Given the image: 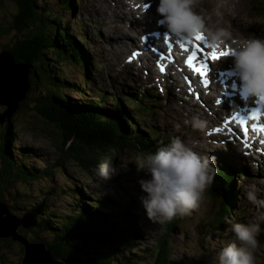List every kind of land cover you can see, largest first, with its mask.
<instances>
[{
	"label": "trees",
	"instance_id": "obj_1",
	"mask_svg": "<svg viewBox=\"0 0 264 264\" xmlns=\"http://www.w3.org/2000/svg\"><path fill=\"white\" fill-rule=\"evenodd\" d=\"M11 2L13 10L8 15V24H0V38L11 36L13 39L9 44L2 45L0 53L8 51L13 55L15 62L26 65L29 81L27 95L19 103L16 112L22 109L32 110L43 122L55 127L56 138H52L57 144L58 157L55 158L56 161L37 168L27 154L34 150L24 146L15 150L17 131L10 121L11 116L0 127V202L8 207L12 215L21 220L19 233L32 241L44 243L54 259L66 260L68 264H133L134 260L127 261L117 256L122 251L132 253L130 248L136 244H130L131 239L140 236L133 230L127 232L121 225H116L115 220H109L105 214L100 215V212L92 209L90 204H85L84 200L78 197L75 198L73 205L62 213L50 208L42 199L27 200V205L22 206L20 203L22 194L17 192L14 194V191L17 186L24 187L35 181L50 178L56 168L59 169L58 164L63 165L66 161L74 162L81 171L87 173L102 164L105 158L113 161L114 154L138 152L144 157L154 153L158 141L156 132L151 129L146 136L138 129L136 123L140 113L147 112L143 100L136 97V94L140 93L142 96V92L145 91L131 94L132 98L118 99V96L113 94L108 98L105 95L106 91L100 92L101 94L94 100L83 99L80 102L73 100L71 96L68 98L64 91L71 92L69 89L76 91L82 98L90 93L85 86H80L82 84L69 81L63 71L66 66L79 67L80 70L87 69V63L90 66L77 36L70 31V24L64 23L62 18V12L68 11L72 6L71 0H11ZM83 82V85L93 84L86 76ZM156 100L155 96L149 100L152 106L158 103ZM133 102L137 103L136 107L124 106ZM216 169L208 196L215 198L213 194L215 188L222 194L225 192L224 198L219 201L218 208L216 207L213 212L210 223L211 229L218 230L220 224L232 216L229 188L233 184L234 174L226 165H219ZM74 191L69 195L86 197L80 189ZM98 200L102 199L96 198L90 203H99ZM178 223V217L163 222L164 235L157 239L154 247L145 253L142 260H148V264H171V258L180 262L181 259L170 254L166 239ZM101 228L107 232L109 229L114 231V234H107L110 241L108 245L98 237L101 236L98 235ZM111 238L115 241L112 245ZM99 240L102 248L91 253L87 252L90 250L89 247L82 248L77 244L83 242L87 245L88 241L89 246L96 247L97 243L94 242ZM11 244L9 239L0 240V253L1 246L8 249ZM18 249L19 256L22 257V247L19 246ZM186 263L192 264L189 260H186Z\"/></svg>",
	"mask_w": 264,
	"mask_h": 264
},
{
	"label": "rangeland",
	"instance_id": "obj_2",
	"mask_svg": "<svg viewBox=\"0 0 264 264\" xmlns=\"http://www.w3.org/2000/svg\"><path fill=\"white\" fill-rule=\"evenodd\" d=\"M210 1L214 3L213 7L209 3V0H198V7L196 8L202 6L203 10L207 12L212 11L215 15L224 14L226 21H222V23L225 27H228L227 22H229V25H234L230 28L233 33H249L251 31L264 33V0H238V2L235 3V15H231L229 11V9L233 7L234 0ZM71 3L72 6L69 7L68 11L62 12L63 21L64 23L70 24V31L77 36L80 46L85 51L88 60H92L93 64L88 66L87 63V69L85 70H80L79 67L72 68L71 66H66L64 68V75L69 78V81H73L76 84L80 83L82 84L80 85L81 87L85 86V89L90 90V93L82 98L76 91L68 87L67 89L72 90L71 92L64 91L68 98L71 96L73 100H79L80 102L83 101V99L94 100L102 91H106L107 94L105 95H107L108 98L111 97L112 94L118 96V99L119 97L132 98L133 96L131 94H135L138 88L148 89L151 88L153 84L157 85L155 78L145 80L142 73L137 74L132 70L123 76L114 74L120 67L117 65V57L116 55H112L108 50L109 48L105 46L107 42L105 43L103 41L108 35V30H111L112 26L114 31H116L114 26L122 25L118 18L115 23H111V20L116 18V16L114 17L116 14L109 9L114 7L111 0H71ZM94 8L99 10L103 9L105 17L103 14L97 16ZM11 10H13L11 0H0V24H8L7 19H9L8 15L11 13ZM151 10L154 11V9L151 8L148 14L153 17L154 15H151ZM197 11L199 14L201 13L199 9H197ZM118 14L119 13H117V17ZM102 17H104V19ZM124 30H126V34L131 33L133 35L132 30L127 28ZM142 33H145V31L142 30ZM142 33L140 32V34ZM111 34L115 35L113 31ZM140 34L135 33L137 38L141 36ZM12 39L13 37L11 38V36L1 37L0 49L2 45L9 44V41ZM115 46L118 45H113V47ZM148 49L151 51V48ZM156 69H158V67ZM174 69L175 66L173 70ZM107 70H111V74L107 75ZM84 76L92 80L93 84L83 85ZM135 78L141 80L140 83L142 85H137L135 83L136 80L133 81L134 83L130 82ZM112 84L113 89L110 87ZM121 86L126 87L129 91L122 93ZM131 88L132 90H130ZM140 91L141 90H138V92ZM155 91L162 99L156 100L158 103L153 106L149 101L153 98L150 95V93L152 95L154 94L153 90H148L149 93H147V95L149 97L145 94H142V96H140V93L138 95L136 94V97H140L143 100V104L147 109L146 113H140L141 115L136 123L138 129L144 132L146 136L149 135L151 129L153 132H156L158 137L156 143L157 148L166 145L169 143L170 138L176 136H179L182 140H186L190 145L193 144L196 137H202L203 130H198L196 134L192 128H189L188 122L186 123L188 120H173L166 122L165 112L174 106L178 109L179 106L181 107L182 101H180L179 98L182 94H179L177 91L173 94L174 91L169 92L168 88L159 89L157 86ZM134 105L136 107L137 103L133 102V104L130 103L124 106L126 108H131L134 107ZM4 110V107H0V114L3 113ZM171 110L178 112L174 108ZM10 121L13 122L14 128L17 131V137L14 141L15 150L22 148V146L34 150L27 154L37 165V168L38 166L42 168L44 165L56 161L55 158L58 157V152L53 140V138H56V131L53 125L43 122L32 110L29 111L27 109L15 112ZM6 122L7 121H5V123ZM193 145L195 151L208 155L210 154L209 151H211V149L205 148L204 150H200L201 147L197 148L195 144ZM232 151H234V149H231V147H224L221 149V152H216L219 154V159L217 161L215 160V164L219 161L228 164L229 161L234 159L231 162L232 167L228 166L229 168L233 169L235 166L238 167L237 161L240 165H245V158L242 154H239L236 149L234 151L236 155L233 154V156L229 157L228 154ZM237 155H241L242 158H239ZM140 158H142V156H140L138 152H122L115 154V159L112 163L114 167L120 169L107 181H101L95 176L94 170L96 166L86 173L81 171L74 162L66 161L63 165L58 164L59 169L56 168L50 178L35 181L24 187L17 186L14 194L15 192L22 194L20 198L22 206L27 205V200L42 199L48 203L50 208H54L57 212L59 211L62 213H65L66 208H70V205H73L76 197L82 201L84 200L83 202L85 204H90L92 209L101 213L100 215L105 214L109 220H115L116 225H121L122 229H125L127 232L128 230H133L134 233L140 235L131 239L130 244H136L132 245L130 248L132 253L127 254L126 251H122L117 254L118 258H125L127 261L134 260L133 264H148L149 261L142 260V257L145 253L151 251L157 239L161 238L164 233H162L163 223L151 221L146 216L145 209L140 201L141 197L146 194L140 189L137 181L141 178H147V174L144 171H137L136 163ZM214 158H216V156ZM247 163L251 166L249 162ZM243 174H245V176H243ZM235 175H237V178L235 176L233 177V184L231 186L232 192H229V196H231L230 206L232 210H230V212L232 216L224 220L220 224L221 227L218 230L211 229L210 223L213 212H215L216 207L218 208L219 199L217 197L212 198L208 196L209 188L205 190L198 208L192 210L191 215L178 216L179 223L174 226V229L169 233L166 239L172 257L176 256L181 260L178 262L171 258V264H189L186 263V260H189L192 264H217V253L221 247L235 240L230 224L234 222L246 223L249 219L258 216L256 206L246 199L244 191L246 186L255 184L260 189L257 193L258 198H264V171L256 172L254 170H245L244 167H241L237 170ZM76 189L83 191V195L86 197L80 198L75 194L73 197L69 195L73 194ZM96 198H101L102 200H98L100 201L99 203H90V201H94ZM260 224L261 231L257 237L258 245L254 250L256 264H264V221H260ZM111 228L114 229L113 226H111ZM109 233L114 234V231L109 229L107 232L101 228V233L98 234L101 235L98 237L106 245L110 242L107 237ZM98 242H94L95 244L97 243L96 247L92 245L89 246L90 244L88 241L87 245L83 242L77 244L82 248L89 247L90 250H84L91 253L102 248V245H99L101 241L99 240ZM112 242H115L113 238H111V245L113 244ZM16 244L17 243L12 242L8 249H3L1 246L0 264L21 263L20 258L22 257L19 256L18 249L20 245L17 244V246Z\"/></svg>",
	"mask_w": 264,
	"mask_h": 264
},
{
	"label": "clouds",
	"instance_id": "obj_3",
	"mask_svg": "<svg viewBox=\"0 0 264 264\" xmlns=\"http://www.w3.org/2000/svg\"><path fill=\"white\" fill-rule=\"evenodd\" d=\"M198 0H158L156 12L158 25L167 30L169 36L190 41L203 34L208 48L212 51L223 48L232 57V72L240 82L243 95L251 97L257 105L256 111H264V37L247 38L234 35L230 27L209 26L207 17H202L194 8ZM229 9L235 15V3ZM144 40V38H142ZM187 123V121H186ZM207 122L192 117L193 130L202 131ZM137 171H144L147 178L137 182L145 193L141 203L146 216L155 222H166L178 216L191 215L198 208L205 190L216 175L215 158L197 152L194 146L179 136L170 138L169 143L158 147L154 153L140 158ZM120 168L105 158L96 166L95 176L107 181ZM260 189L251 184L246 186V199L256 206L258 216L246 223L230 224L235 240L226 243L217 253V264H256L254 250L264 221V198H258Z\"/></svg>",
	"mask_w": 264,
	"mask_h": 264
},
{
	"label": "bare ground",
	"instance_id": "obj_4",
	"mask_svg": "<svg viewBox=\"0 0 264 264\" xmlns=\"http://www.w3.org/2000/svg\"><path fill=\"white\" fill-rule=\"evenodd\" d=\"M111 1L114 4V7H111L109 9H111V12L116 14V15H114V17L116 16V18L111 20V23H115L117 21V18H118V20H120V24L122 25V26H114L116 31H114L113 26H112L111 30L110 29L108 30V35L106 36L105 40L103 41L105 43L107 42V44H105V46L107 48H109L108 50L112 53V55H114V56L116 55V57H117V59H116L118 61L117 65H119L120 67L117 69L118 71L114 72V74L117 76H123L124 74L126 75L127 73H129V71L132 70L134 73H137V74L142 73L145 80H151L152 78H155V82H157L156 86L159 89L160 88H168L169 92L174 91L173 94L176 91L179 92V94H182L181 96L184 97V98L178 97L180 99V101H182V105H181V107L179 106V109H178L172 104L174 107H171L170 109H168L165 112V117L167 119L166 122H170L173 120H176V121L188 120L187 124L189 125V128H192L191 127L192 117L195 116L199 119H202V120L206 121L207 124H206V128L203 130L202 137H200V138L196 137L195 140L193 141V144H195V146L197 148L201 147L200 150H204L205 148H209V149H211V151H209V153H210L209 155L215 157L216 152H219L222 148L227 147V146L231 147V149H234V151L236 149L239 154H242L245 157V164L247 166L246 167L244 165L245 170L253 169L256 172L264 171V150H263L264 146L262 148H260L261 147L260 143H258V145H257L254 142V145L249 144V147L245 148L244 147L245 143H241L240 141H238L235 136L233 138L229 137V136H225L222 133V131L220 130L222 128V125H223L220 118L222 117V114L225 112V108H224L223 102H220L219 105L216 103V100L219 98L217 96H215L212 89L207 94H205V93L202 94L200 90L196 91V93L200 95V98H201L200 103H202L205 107V108H203L200 104H197L196 102H194L192 100L193 95H189L186 91H182V89L178 88L177 81L175 79V75L171 71V70H173L174 65L168 64L166 62L167 60L165 61V59H163L161 57V56L164 57L165 55H167V53H165V51L167 50V45L157 46L156 48L153 47L152 49H156L158 51H154V53H152L147 48L146 45L143 46V45L138 43V38L135 35V33L140 34V32L142 33V30H143V31H145L144 36H148L154 32L153 30L158 29L156 27L155 18L150 16L147 13V11H150L149 7L152 6L151 8L153 9V1L154 0H111ZM209 3L213 7L214 3L210 0H209ZM227 4H229V3H227ZM144 5H146V7H144ZM196 7H198V4H196L195 9H194L197 13H199L197 11V9H199V11L201 12L200 15L202 17H207V19L205 21L207 25L225 27L224 24L222 23V21H226L224 14L223 15H221V14L215 15L212 11L207 12V11L203 10L202 6L200 8H196ZM226 7H228V6H226ZM94 10L96 11L97 16L99 14H103V12H104L103 9L99 10V9L94 8ZM223 12H225V11H223ZM117 13H119L118 17H117ZM103 15L105 17V14H103ZM219 16H220V18H219ZM104 17H102V18L104 19ZM218 18H219V20H218ZM217 20H218V22H217ZM227 24H228V27H230V28H232L234 26V25H229V22H227ZM117 28H120V29H117ZM125 28L132 30L133 35L131 33L126 34V32H125L126 30H124ZM112 31L115 33V35L111 34ZM234 35H238V36H241L244 38H247L250 36L264 37V33H259V32H255V31H251L249 33H234ZM153 43H154V45L156 44L155 42H153ZM169 43L172 46H175L179 49L176 42L170 41ZM194 43H197V41H195ZM113 45H118V46L113 47ZM204 49L209 50L210 48H204ZM168 54H171V53H168ZM158 56H160L159 59H157ZM230 58L232 59L231 56H230ZM89 61H90V64H93L92 60H89ZM13 63L15 64V60ZM227 63H229L228 60H227ZM157 66L162 67L164 69L162 73H159L156 70ZM106 73H107V75L111 74V70H107ZM135 80H136L135 83L137 85H142L140 83L141 80L136 79V78L130 82H133ZM184 82L189 87L193 88V83H194L193 81H190V83H189V82L184 80ZM234 84H236V83H234ZM121 87H122V93L129 91V90H127L126 87H123V86H121ZM18 89H20V88H18ZM130 90H132V88ZM143 90H146V88H144ZM136 91L138 92V90H136ZM147 93H149V92H147ZM5 98L11 99V94H9ZM173 108L176 109V111H178L179 113L171 110ZM252 110H253L252 112H256V114H257V117H255V119H253V122H255V120L259 116H261V114H263V111H256L255 104H254V108ZM251 118H252V116H251ZM217 128L219 129V131L213 132V130L217 129ZM177 130H179V129H177ZM194 131L196 132V134L198 133V130H194ZM193 144H192V146H194ZM258 149H259V151H258ZM234 151H232L228 154L229 157L231 155L233 156ZM245 153H247V155H245ZM247 162H249V164L251 166H249ZM248 168H250V169H248ZM253 170H251V171H253ZM217 190H218V188H217ZM218 191H220V190H218ZM261 192H263V191H261ZM219 193H222V192L220 191ZM57 260L61 264H68L66 262V260H61V259H57Z\"/></svg>",
	"mask_w": 264,
	"mask_h": 264
},
{
	"label": "water",
	"instance_id": "obj_5",
	"mask_svg": "<svg viewBox=\"0 0 264 264\" xmlns=\"http://www.w3.org/2000/svg\"><path fill=\"white\" fill-rule=\"evenodd\" d=\"M13 62L14 57L11 53L8 51L0 53V106L5 108L0 114V127L16 112L29 90L27 66ZM9 94L11 99H6ZM213 194L222 201L224 193H219L215 188ZM20 227L21 220L12 215L8 207L0 202V239H10L22 247L20 264H61L51 256L44 243L32 241L29 237L21 235Z\"/></svg>",
	"mask_w": 264,
	"mask_h": 264
},
{
	"label": "snow or ice",
	"instance_id": "obj_6",
	"mask_svg": "<svg viewBox=\"0 0 264 264\" xmlns=\"http://www.w3.org/2000/svg\"><path fill=\"white\" fill-rule=\"evenodd\" d=\"M144 7H146V5H144ZM145 37L142 36L141 39ZM195 41H197V43H192V41H187V43L191 46V54L187 57V59L185 60V65L186 67H188L191 71H193L195 74H197L200 79H201V83L207 87L209 85V79L207 78V73H208V62L212 61L215 62L217 60H219L222 57H226L229 56L230 53L227 50H216V51H211V52H205L204 48H208L207 43H206V39L204 37V35L198 34L197 36L194 37ZM164 42L165 44L171 48V44L168 42V35L165 34L164 35ZM201 45H203V47H201ZM182 49L184 48V45H181ZM153 51H158L156 49H153ZM162 55V54H161ZM203 56L204 59L201 60L200 57ZM169 59H171V57H169ZM163 68H161V72H163ZM185 80L187 82L190 83V81L188 80L187 77H185ZM197 99H199V95H197ZM216 103L219 105L220 104V99L216 100ZM234 119H236L235 117H233ZM225 123H227L228 121L225 120ZM237 122L240 124V131L239 133H237L234 129L229 128L228 132L230 134H233L235 136H238L241 141H245L247 139L248 136V128H247V124L246 121L243 118H239L237 119ZM253 129L254 130H258L260 132H264V125H260L258 128L256 125H253ZM213 131L218 132L219 129H214ZM262 144H264V141H261ZM245 148H248L249 145L248 144H244ZM259 151V149H258ZM245 155H247V153H245Z\"/></svg>",
	"mask_w": 264,
	"mask_h": 264
}]
</instances>
